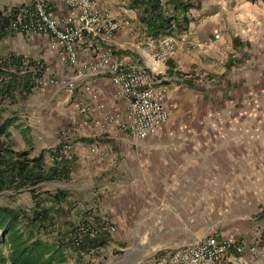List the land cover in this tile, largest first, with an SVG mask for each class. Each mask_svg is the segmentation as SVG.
I'll use <instances>...</instances> for the list:
<instances>
[{
	"label": "crops",
	"instance_id": "crops-1",
	"mask_svg": "<svg viewBox=\"0 0 264 264\" xmlns=\"http://www.w3.org/2000/svg\"><path fill=\"white\" fill-rule=\"evenodd\" d=\"M44 1L54 16L69 11L63 0ZM95 1L118 22L112 59L154 76L165 89L168 118L144 139L131 137L120 126L127 100L106 72L79 70L58 41L18 31L3 44L42 63L45 77L57 81L32 94L47 90L53 102L25 107L37 149L69 139L77 182L71 189L113 225L112 245L127 250L119 264H167L175 249L209 236L232 237L241 247L229 252L233 264H264V0H163L170 11L182 6L176 12L187 18L182 33L158 38L144 32L131 0ZM166 37L175 39L174 50L157 59L153 53ZM94 45L79 50L82 60L96 55ZM46 107L63 109L51 117L68 121V134H41L39 112Z\"/></svg>",
	"mask_w": 264,
	"mask_h": 264
},
{
	"label": "trees",
	"instance_id": "trees-1",
	"mask_svg": "<svg viewBox=\"0 0 264 264\" xmlns=\"http://www.w3.org/2000/svg\"><path fill=\"white\" fill-rule=\"evenodd\" d=\"M165 3L131 0L151 38L182 33L187 16L176 12L182 6L170 11ZM17 15L18 7L0 6V196L27 192L30 203L0 202V264H95L115 243L113 225L87 209L68 186L76 159L68 138L35 150L23 116L46 68L3 44L19 31ZM13 131L20 133L23 146ZM259 216L264 217V207Z\"/></svg>",
	"mask_w": 264,
	"mask_h": 264
},
{
	"label": "built area",
	"instance_id": "built-area-1",
	"mask_svg": "<svg viewBox=\"0 0 264 264\" xmlns=\"http://www.w3.org/2000/svg\"><path fill=\"white\" fill-rule=\"evenodd\" d=\"M63 2L69 11L62 16H54L47 11L44 0H25L16 6L18 15L15 27L19 28V32L42 34L58 41L69 63L79 70L106 72L116 94L127 100L121 128L136 139H144L155 133L168 118L165 89L155 84L156 79L146 70L121 65L112 59L111 44L118 30L117 20L102 11L95 0ZM213 35L219 37L217 28L213 29ZM88 43L95 44L96 55L82 60L79 50ZM174 47L175 39L166 37L153 56L166 58ZM56 82L54 78L44 77L39 80V86ZM64 85L69 90L73 88L72 81H65ZM232 247L237 252L241 251L232 237H205L196 244L175 249L167 264H230L229 252Z\"/></svg>",
	"mask_w": 264,
	"mask_h": 264
},
{
	"label": "rangeland",
	"instance_id": "rangeland-1",
	"mask_svg": "<svg viewBox=\"0 0 264 264\" xmlns=\"http://www.w3.org/2000/svg\"><path fill=\"white\" fill-rule=\"evenodd\" d=\"M50 85H54V83H50V84H47L45 86H42V88L44 87H49ZM47 90H39V93L40 94H35L32 95L30 97V100L27 102L26 104V107H31V106H34L35 104H38L40 105L39 108H43V106L47 105V104H50L51 102H53L54 100H47L45 99V97L47 96ZM45 96V97H44ZM35 98L39 99L36 101L35 103ZM53 107H46L44 108V110L40 111L39 113V117L41 118L40 119V122H43L44 124L40 125V123L38 122V127L40 126V130L42 131V135H46V134H50V132H53V129H61L63 132H65V134H68L69 131L71 130V128L68 126L67 122L68 121H64L65 119H63L62 117H57L54 118V117H51L53 116L54 113L57 114H62L63 113V109H52ZM47 110V111H46ZM38 115V114H37ZM47 115H50V119L51 118H54L55 119V122L54 124L52 125L50 123V126L47 122ZM31 117V111H28L27 114H25V118H28V117ZM46 118V120H45ZM255 131V129H254ZM62 132V133H63ZM13 133L16 135V140H17V133L15 131H13ZM65 136V135H64ZM39 137V136H38ZM38 137H37V140H38ZM42 137V136H41ZM50 138H52V135L50 134L49 136ZM37 143V141H35ZM34 142V143H35ZM35 143V150H37V144ZM20 145H24L23 144V141L20 140L19 142ZM255 150V148H254ZM249 157H255V155H251ZM264 160V159H263ZM262 162V161H261ZM263 166H264V161L262 162ZM251 178H249V182H250ZM77 182H71L68 186L71 187L73 186H77L76 184ZM0 202H12L13 204H24V205H27L30 203V199H29V196H28V193L27 192H22V193H16L14 195H8V194H2L0 196ZM114 229V227H113ZM115 245V244H114ZM118 248L115 246H113L112 244L108 247H106L105 249H103V256L100 257V258H96V263H100V264H119L123 259L126 258V253H127V250L125 251V249L123 247H120V251L117 250ZM116 250L118 252H116ZM125 252V253H124ZM99 260H103L102 262H99ZM66 264H73L72 262H68Z\"/></svg>",
	"mask_w": 264,
	"mask_h": 264
},
{
	"label": "water",
	"instance_id": "water-1",
	"mask_svg": "<svg viewBox=\"0 0 264 264\" xmlns=\"http://www.w3.org/2000/svg\"><path fill=\"white\" fill-rule=\"evenodd\" d=\"M57 184H60V183H57ZM230 264H233V263H230Z\"/></svg>",
	"mask_w": 264,
	"mask_h": 264
}]
</instances>
